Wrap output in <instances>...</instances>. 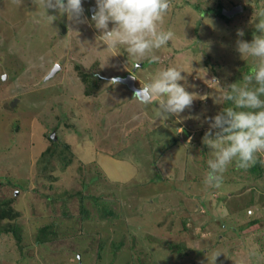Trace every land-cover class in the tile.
Segmentation results:
<instances>
[{"label":"rangeland","instance_id":"374dc122","mask_svg":"<svg viewBox=\"0 0 264 264\" xmlns=\"http://www.w3.org/2000/svg\"><path fill=\"white\" fill-rule=\"evenodd\" d=\"M82 4L85 22L49 9L50 24L36 0H0V197L20 211L23 246L0 233V264H264V153L261 174L233 164L209 188L203 142L210 118L227 107L223 93L251 69L237 41L260 34L264 0H171L162 28L174 35L152 64L107 47L91 21L95 0ZM218 5L240 8L224 18ZM168 67L182 70L179 83L195 98L164 120L157 104L110 83L131 73L142 86ZM80 72L102 77L94 93ZM51 134L74 156L63 169L51 160L49 179L41 153ZM83 183L96 199L80 221L77 197L67 202L71 217L60 206ZM53 221L58 227L38 230Z\"/></svg>","mask_w":264,"mask_h":264},{"label":"clouds","instance_id":"9594fccd","mask_svg":"<svg viewBox=\"0 0 264 264\" xmlns=\"http://www.w3.org/2000/svg\"><path fill=\"white\" fill-rule=\"evenodd\" d=\"M14 3L20 5L23 0ZM36 3L41 16L50 24L57 15L48 14L49 9L67 15L70 21L85 22L82 0H36ZM95 3L91 21L107 47L123 45L138 62L145 58L150 64L160 62L155 50L174 35L162 28L171 0H95ZM255 21L254 27L260 34L254 35L251 42L237 41L241 57L253 61L251 69L243 75L242 84L233 83L223 93V101L231 106L210 118L203 139L212 151L204 178L209 188L221 186L229 166L234 164L237 169L247 170L256 164L258 154L264 153V7L257 10ZM237 34L244 35L243 31ZM181 72L175 67L157 71L150 82L138 86L134 96L143 103L157 104L158 117L163 120L169 115L178 116L191 108L195 98L179 83L185 79ZM110 83L118 84L119 79L113 78Z\"/></svg>","mask_w":264,"mask_h":264},{"label":"trees","instance_id":"16d2710c","mask_svg":"<svg viewBox=\"0 0 264 264\" xmlns=\"http://www.w3.org/2000/svg\"><path fill=\"white\" fill-rule=\"evenodd\" d=\"M221 8L220 5H218V10ZM216 10V9H215ZM218 10H216L218 12ZM220 15L224 18H226V16L224 14ZM80 77L82 78L85 86L88 85H93L92 89L89 90L87 94H92L94 93V91L96 89H98L100 83L102 82V77H92L91 74L86 73V72H80ZM93 81V82H92ZM225 105L227 107H229L230 105L227 104V102H225ZM225 106V107H226ZM49 140L51 142V146H49L46 150H44V152L41 153V159L45 160L44 161V169L45 172L42 174L44 177L47 178H53L51 176V174L47 173V169H53L55 168L54 166H52L51 164V160L56 161L58 164H60L61 168H65L67 166H69L72 162L73 159V151L70 148V145L64 141L59 140V138L57 139V141H54L53 138L49 137ZM263 168L260 167V159L257 158V162L254 166L250 167L248 169L249 172L252 173V175H254L253 173H255V175H259L262 173ZM85 183H83V188L81 190H73V191H64V195L65 196H61L62 197V204L60 207H62V213L68 217L72 216V213L69 211V205H67V202H69V199L73 198V197H77L78 198V214L80 215V217L78 218L80 221H83V218L88 214V209L86 207L85 202L87 200H92L94 201V199H96L95 196L91 195V194H85L84 193V187H85ZM49 201H52V197H48ZM57 199V198H56ZM11 200L9 198H5V197H0V233L4 232V233H12V237L14 238L15 244L18 247L19 251L23 249L22 246V235H21V227L19 225V223L17 222V219L20 215V211L15 210V208L11 205ZM68 200V201H67ZM107 215H110L111 212H104ZM51 224V223H50ZM50 224H46L43 226L39 227V231L41 230H45V229H49L52 228L54 229L55 227H58L56 222H52V225ZM46 242H49L48 240H39L36 241V243H40V244H44ZM119 247L115 246L114 250ZM173 249H178L179 252L182 253V248L180 247V245L178 246H172Z\"/></svg>","mask_w":264,"mask_h":264},{"label":"water","instance_id":"95a60500","mask_svg":"<svg viewBox=\"0 0 264 264\" xmlns=\"http://www.w3.org/2000/svg\"><path fill=\"white\" fill-rule=\"evenodd\" d=\"M239 8H240V6H239ZM239 8L235 7V8H231V9H225V8L221 7L218 11L220 13L226 15V16H230V15H233L236 11H238ZM56 67H58V66H56ZM56 67H55V69H56ZM55 69H53V72ZM134 70H135V68L133 69V71ZM117 78L119 79L120 82L124 83L127 86V88H129L133 93L135 92V90L140 88V87L136 86V84L134 82L135 77L131 73L126 74L124 77H117ZM51 136L54 139L53 134H51Z\"/></svg>","mask_w":264,"mask_h":264}]
</instances>
